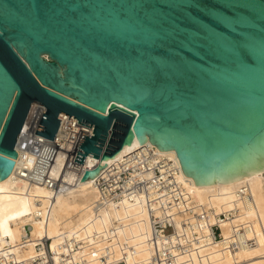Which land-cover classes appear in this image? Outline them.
I'll list each match as a JSON object with an SVG mask.
<instances>
[{
	"label": "water",
	"instance_id": "water-1",
	"mask_svg": "<svg viewBox=\"0 0 264 264\" xmlns=\"http://www.w3.org/2000/svg\"><path fill=\"white\" fill-rule=\"evenodd\" d=\"M32 104L49 140L59 114L92 127L80 181L144 134L196 186L251 176L264 170V0H0V180Z\"/></svg>",
	"mask_w": 264,
	"mask_h": 264
},
{
	"label": "bare ground",
	"instance_id": "bare-ground-1",
	"mask_svg": "<svg viewBox=\"0 0 264 264\" xmlns=\"http://www.w3.org/2000/svg\"><path fill=\"white\" fill-rule=\"evenodd\" d=\"M144 137L146 141L132 150L124 145L122 156L106 160L93 179L52 199L43 187L15 180L13 167L0 180V264L13 259L35 264L32 260L39 254L34 243L42 237L51 240L54 264L78 261L81 250L68 252L69 247L62 253L70 257L64 262L60 259L59 242L72 237L95 247L83 256L84 264H264V170L228 184L196 186L183 174L174 149L160 151ZM20 145L21 139L17 150ZM88 161L89 156L83 163L86 169ZM145 162L149 170L139 179L149 178L156 184L158 178L151 167L162 162L160 171L172 174V179L161 176L166 185L171 184L170 190L158 191L146 184L140 192L102 197L101 178L116 179L120 171ZM66 179L70 182L72 175ZM166 214L171 215L174 232L164 237L154 221L162 224ZM214 224L220 229V240L212 235ZM164 241L183 246L169 247L167 253Z\"/></svg>",
	"mask_w": 264,
	"mask_h": 264
},
{
	"label": "built area",
	"instance_id": "built-area-1",
	"mask_svg": "<svg viewBox=\"0 0 264 264\" xmlns=\"http://www.w3.org/2000/svg\"><path fill=\"white\" fill-rule=\"evenodd\" d=\"M43 109V106L39 104H32L29 109L27 118L17 140L18 143L21 139V145L18 150L16 149L17 161L14 166L13 178L15 180L23 181L27 186L35 185L43 187L50 191L52 199L53 196L59 193H66L74 187H78L80 184L81 177L86 168L83 164L81 165L73 161L77 152L81 151L80 149H77V145L82 133L91 136L92 127L79 124L77 123V119L65 114H59V127L53 140H49L35 134ZM58 157L61 159L58 160ZM124 164L125 162L123 165ZM162 164V162H157L151 167L154 169L155 177L158 178L156 184H154L149 178L141 177V179H139L140 176H143L140 175L141 173L149 170L150 165H148L147 162L143 163L140 167H127L125 170L119 172L116 179H113V176H110L109 178H101V182L98 183V186L102 197L110 195L111 197L116 198V195H121L123 191L126 193H131L132 190L140 192L146 184H148V186L151 185V187H154V189L158 191L169 188L168 186L171 184L166 185V179H172V174L160 171L159 168H162ZM69 174L72 175L70 182L66 179ZM162 175H165L166 179L161 177ZM164 216L162 224L161 220L154 221V227L165 237L174 232V225L172 223L171 215L166 214ZM219 217L220 219H223L224 215H220ZM26 231L29 233L28 226H26ZM211 231L214 239L220 240V229L218 225H211ZM50 242V239L42 237L34 243V247L37 251L36 253L39 255L33 258V263L40 264L44 261L54 264L52 261L54 253L50 249ZM87 242L84 239L76 240L75 237L64 239L59 242V245L61 246L60 252H64V247H69L68 252L81 250V255H79L78 261L75 262V264H84L85 259L83 256L86 255L87 252H93V249L95 248L92 243L88 246ZM166 245H168L165 248L167 253H169V247L181 248L183 246L178 242L167 243L164 241V246ZM69 257L70 255L68 253H62L60 258L61 262H64L65 259ZM101 259H104V257H101ZM21 262L22 261L14 262L13 259L8 261L7 264H22ZM64 264L72 263L67 260ZM119 264L123 263L119 262Z\"/></svg>",
	"mask_w": 264,
	"mask_h": 264
},
{
	"label": "trees",
	"instance_id": "trees-1",
	"mask_svg": "<svg viewBox=\"0 0 264 264\" xmlns=\"http://www.w3.org/2000/svg\"><path fill=\"white\" fill-rule=\"evenodd\" d=\"M178 158V157H177ZM179 160V159H178ZM180 163V162H179ZM181 166V165H180ZM184 174V173H183ZM185 175V174H184ZM186 176V175H185ZM187 177H189V176H187ZM190 178H192V177H190Z\"/></svg>",
	"mask_w": 264,
	"mask_h": 264
}]
</instances>
